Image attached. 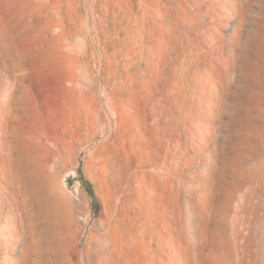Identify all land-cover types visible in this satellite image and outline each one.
<instances>
[{
	"label": "rangeland",
	"instance_id": "obj_1",
	"mask_svg": "<svg viewBox=\"0 0 264 264\" xmlns=\"http://www.w3.org/2000/svg\"><path fill=\"white\" fill-rule=\"evenodd\" d=\"M38 1L39 8L29 18L31 23L38 26L32 38L55 37L60 41L61 46L68 48L66 51L73 59V63L69 64V72L78 80V87L72 91L73 100L64 109V117L58 118L59 108H51L46 112L41 111L36 121L38 132L49 138L50 147L57 152L58 159L50 178L52 190L58 197L62 210L69 214L70 219L78 227V232L72 236V242L79 243V247L71 244L67 248L64 252L66 264H90L89 257L100 248L101 237L106 234L107 227L111 223L115 224L119 219V211L127 212L140 228L138 234L141 238L140 246L149 245L151 251L148 250L147 254L154 259L157 257V260H162L164 264H189L198 258L199 253L210 254L212 248L218 249L217 255L222 264H238L247 255L242 249L247 241L239 239L238 231L249 239L253 254L256 260L259 259L256 262L263 264L264 180L257 199V221L252 220V216H250L251 220H247L238 202H225L221 204L220 213L216 214V222L214 220L215 225H218L220 240L216 239L212 243H199L196 236L197 229L189 222L187 202L193 200V197L185 185L191 181V174L197 171L207 172L209 168L222 164V159L206 161L207 165L200 161L201 163L194 170L185 166L184 159L178 156L167 157L165 163L161 162L168 169L176 163L181 164L180 181L183 184L180 185L179 203L185 210L184 217L176 207L175 199L171 197L167 210L168 219L156 221L153 215L155 209L151 203L152 196L146 183L147 173L151 170L145 164L148 151L144 147L147 144V124L151 121L149 82L154 79L152 69L155 68L160 72L162 70L161 73L164 75L169 72L168 69L165 70V64L171 61L174 67L185 73L184 78H188L189 75H196L199 71L208 68L210 62L205 58L212 51V30L229 36L231 31L221 29L220 25L226 24L230 27L236 21V17L223 19L221 24L212 23V0ZM222 6V2L215 4L218 8ZM1 9H3L2 3H0ZM250 11L254 14L263 11V8L255 3L250 7ZM170 37L176 40L175 44L172 41L166 45ZM3 41L0 37V95H3L5 100L6 91L2 85L4 82H13L14 78L8 62L3 57ZM249 50V46L239 44L232 51L231 56L244 57ZM225 56L228 57L229 53L227 52ZM193 66L195 71H192ZM55 76L57 78V74ZM172 79V90L167 89L157 95V98H162L166 102L157 106L155 121L165 128H173L179 140L186 142L189 135L184 131L186 128L184 122L171 125L173 115L165 111L169 105H173L174 90L179 89L178 82L182 80L173 76ZM234 86L233 88H236ZM38 106L39 108L42 106L40 100ZM12 113L15 115L12 114L10 119L12 122L9 120L4 127L0 126V152L3 154L0 153V162L6 161L8 164L11 162L9 165H13L14 159L12 153H9L11 150L9 147L12 145L10 143L16 141L20 135V131L15 130L14 133L11 129L19 125L16 120L22 116L21 110H17L16 107ZM227 120H230L228 115L225 118V121ZM210 125L214 128L216 124ZM10 127L11 129L8 130ZM215 130L218 133V141L222 143L223 135L229 132L223 127L220 128L219 124L215 126ZM134 142L142 148H138ZM126 143L130 148L126 156V161L130 163L129 170L124 168L121 159L100 156L108 146L115 152L120 150L123 152ZM192 145L200 144L196 142ZM131 146L134 148L131 149ZM168 149H173L178 155L184 151L178 142L171 143ZM4 151L6 153L8 151L9 154L6 155ZM137 152L142 153V159L136 154ZM2 167L5 166L0 165V172ZM259 169L260 165L257 162L248 165L247 174L250 181L259 173ZM1 175L3 174L0 173V186L3 189H0V230L5 228L8 232L19 225V222L15 224L19 215L10 208L12 190ZM245 192L246 195L238 196L242 201L246 196L248 197L251 190L245 189ZM247 206L250 208L249 203ZM88 214L92 218L86 223ZM238 219L242 220L243 225L238 226ZM128 222L130 220L126 222L127 225L131 223ZM146 224H149L151 232L147 239H144L141 230ZM83 226L85 229L82 228ZM160 229L165 235L162 241L152 236ZM9 238L10 235L7 233L4 239L10 242ZM137 240L135 236L129 235L127 242L135 244ZM12 247L16 251L12 254L8 253L7 257L11 255L10 259H18L22 244ZM154 251L161 253L158 255ZM260 251L263 253L261 254Z\"/></svg>",
	"mask_w": 264,
	"mask_h": 264
},
{
	"label": "bare ground",
	"instance_id": "obj_2",
	"mask_svg": "<svg viewBox=\"0 0 264 264\" xmlns=\"http://www.w3.org/2000/svg\"><path fill=\"white\" fill-rule=\"evenodd\" d=\"M38 2L0 0L3 4V9L0 10V37L4 40L2 52L14 78L13 82H4L2 85L6 91L4 93L6 99L0 95V126L4 127L5 123H9L14 115L12 113L14 107L22 112V116L16 120L19 125L12 129L8 128L14 130V133L15 130L20 131L18 139L10 143L12 145L9 147L11 148L9 153H12L14 158L13 165H9L11 163L9 160H7L9 164L3 160L0 162V165L6 167L5 169L2 167L1 176H4V181L12 190L10 208L19 215L18 221L14 222L15 224L19 222V225L8 232L5 228L0 230V264H66L64 252L74 244L72 236L78 232V227L70 219L69 214L60 207L58 197L50 184L51 173L58 159L57 152L50 147L49 138L39 133L36 128V121L43 110L46 112L47 109L59 108L58 118L64 117V109L73 100L72 91L78 87V80L69 72L73 59L66 51L68 48L61 46L55 37L32 38L38 26L33 22L32 24L29 18L39 8ZM220 2L223 6L215 7V4ZM255 3L260 4L263 11L251 13L250 7ZM233 17H236V21L230 27L221 24L223 19L229 20ZM214 22H221L220 28L230 30L231 34L225 36L212 30V51L205 58L210 62L208 68L196 75H189L188 78H184L185 73L174 67L171 61L165 64V70L168 69L169 72L164 75L161 73L162 70L160 72L152 69L154 79L149 82L151 121L147 124V144L144 147L148 151L145 164L151 169L147 173L146 183L152 196L151 203L155 209L153 215L156 221L168 219L167 210L171 197L175 199L176 207L183 217L185 213L179 203L180 185L183 184L180 181L181 164L176 163L168 169L161 162L165 163L167 157L178 156L184 159L185 166L194 170L200 161L206 164V161L215 158L222 159V164L209 168L207 172L197 171L191 174V181L185 185L193 197V200L187 202V208L189 222L197 229L199 243L220 240L218 225H215L214 220L222 209L221 204L225 202H238L247 220H251L252 216V220L257 221V199L264 180V0H212V23ZM173 39L170 37L166 45L172 41L175 44L176 40ZM239 44L249 46V52L244 57L231 56ZM196 47L198 48L197 42ZM227 52L228 57L225 56ZM193 68L194 66L192 71ZM172 76L182 80L178 82L179 89L174 90L173 105H169L165 111L173 115L171 125L184 122L186 126L184 131L189 135L186 142L179 140L173 128H165L155 121L157 106L166 102L162 98H157V95L167 89L172 90ZM39 100L42 102L41 108L38 106ZM227 115L230 116L229 121H225ZM196 121L200 123H192ZM210 124H219L220 128L223 127L229 132L223 135L222 143L218 141L216 125L213 128ZM177 142L184 149L179 155L173 149H168L171 143ZM196 142L200 145H192ZM134 145L142 148L138 143ZM132 148L134 147L131 146ZM129 151L127 143L123 146V152L121 150L115 152L108 146L100 156L121 159L124 168L129 170L130 163L126 161ZM9 153L7 151L6 155ZM136 154L142 159L141 152ZM252 162L259 163L260 169L250 181L247 169ZM201 169L203 170L202 167ZM0 189L3 188L0 186ZM245 189H250L251 192L242 201L238 196L246 195ZM196 198L200 200L197 201ZM248 203L250 208H247ZM119 213V219L115 224L111 223L106 234L101 237L100 248L89 257V263L164 264L162 260L158 261L157 257L154 259L147 254L148 250L151 251L149 245L140 246L141 238L138 236L140 228L132 217L127 212ZM91 218L92 216L88 214L87 221H84L88 223ZM126 219L131 223L128 222L130 224L127 225ZM239 225H243V222L238 219ZM82 228L85 229L84 226ZM141 231L143 238L147 239L151 232L149 224ZM7 233L10 235V242L4 239ZM238 233L239 239L247 241L242 247L243 252L247 254L246 258L238 264L258 263L256 261H259V256L256 260L249 239L241 231ZM129 235L135 236V239H138L137 243L127 242ZM152 236L159 241L165 239L161 229ZM18 244H22L18 259H10L11 255L7 257L8 253L16 251L12 246ZM74 245L79 247V243ZM160 246L164 248L162 244ZM212 249L208 255L199 253L198 258L189 264H222L217 255L218 249Z\"/></svg>",
	"mask_w": 264,
	"mask_h": 264
}]
</instances>
